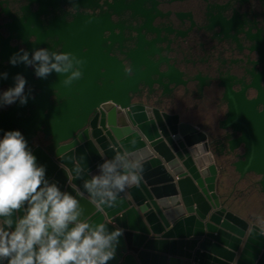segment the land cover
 Segmentation results:
<instances>
[{
  "label": "water",
  "instance_id": "95a60500",
  "mask_svg": "<svg viewBox=\"0 0 264 264\" xmlns=\"http://www.w3.org/2000/svg\"><path fill=\"white\" fill-rule=\"evenodd\" d=\"M51 24L60 29L49 33L54 46L47 48L60 46L56 51L83 59V79L65 87L56 73L39 79L34 69L12 71L10 80L22 74L31 95L25 105L17 102L0 113V138L5 131L20 130L37 162L46 166L47 178L77 196L88 219L107 223L109 230L123 229L115 258L108 264H264V235L259 230L264 227L236 212L220 191L219 145L212 148L213 140L178 114L133 102L145 78L137 70L129 75L122 60L111 53L121 35L112 31L105 38V20ZM44 38L38 34L37 47L46 43ZM258 49L264 62V48ZM262 77L264 66L252 82L257 97L246 98L245 89L236 93V108L230 105L220 125L239 132L229 139L228 153L243 146L232 162L240 179L258 175L264 192ZM126 150L149 155L143 179L119 195L116 207H97L76 171L84 167L95 173L103 159ZM151 232L156 235L149 236Z\"/></svg>",
  "mask_w": 264,
  "mask_h": 264
},
{
  "label": "flooded vegetation",
  "instance_id": "af4514ba",
  "mask_svg": "<svg viewBox=\"0 0 264 264\" xmlns=\"http://www.w3.org/2000/svg\"><path fill=\"white\" fill-rule=\"evenodd\" d=\"M56 20L109 23L103 36L112 31L121 35L111 53L131 75L137 70L145 78L133 102L178 114L205 132L214 142L212 148L219 145L218 164L236 173L229 179L231 191L236 192L239 181H258L254 173L240 179L232 162L243 146L228 153L229 139L239 132L220 122L230 105L236 108V93L245 89L246 98L257 97L252 82L264 66L258 49L264 48V0H0V73L8 74L0 78V93L14 86L12 71L33 69L11 65L14 53L54 46L49 33L60 29L51 24ZM38 34L46 43L37 47ZM259 85L264 89V77ZM11 106L0 107V113Z\"/></svg>",
  "mask_w": 264,
  "mask_h": 264
},
{
  "label": "clouds",
  "instance_id": "9594fccd",
  "mask_svg": "<svg viewBox=\"0 0 264 264\" xmlns=\"http://www.w3.org/2000/svg\"><path fill=\"white\" fill-rule=\"evenodd\" d=\"M30 40L35 43L37 37ZM9 63L33 68L39 79L56 73L69 87L83 79L85 61L72 52L41 47L31 53L21 48ZM7 77L6 72L0 73V78ZM13 79L14 86L0 93V107L28 102L31 89L26 91V78L17 74ZM149 158L134 150L117 152L103 159L95 173L81 167L76 178L82 179L91 203L116 207L121 193L139 186ZM259 230L264 235V229ZM122 235L119 227L109 230L107 223L88 219L81 200L47 178L46 166L37 162L20 130L4 132L0 138V264H108Z\"/></svg>",
  "mask_w": 264,
  "mask_h": 264
},
{
  "label": "trees",
  "instance_id": "16d2710c",
  "mask_svg": "<svg viewBox=\"0 0 264 264\" xmlns=\"http://www.w3.org/2000/svg\"><path fill=\"white\" fill-rule=\"evenodd\" d=\"M251 182V185H247L245 181H239L236 188V193L230 191L227 193L230 206L236 210V212L248 217L252 222L261 224L264 227L260 219V214L264 208V192L259 189L257 179L251 178L247 180Z\"/></svg>",
  "mask_w": 264,
  "mask_h": 264
},
{
  "label": "rangeland",
  "instance_id": "374dc122",
  "mask_svg": "<svg viewBox=\"0 0 264 264\" xmlns=\"http://www.w3.org/2000/svg\"><path fill=\"white\" fill-rule=\"evenodd\" d=\"M230 176L232 178L233 176H236V173H234V171L232 169L230 171H228V169L224 170V168H223V174H222L221 179H220L221 180V184H222L221 186L222 187L226 184V182H229ZM229 183H230V185H232V182L231 181ZM227 189H228V186H227ZM259 220L261 222L262 221L264 222V208H263V211L260 214V219Z\"/></svg>",
  "mask_w": 264,
  "mask_h": 264
},
{
  "label": "crops",
  "instance_id": "0c3cea01",
  "mask_svg": "<svg viewBox=\"0 0 264 264\" xmlns=\"http://www.w3.org/2000/svg\"><path fill=\"white\" fill-rule=\"evenodd\" d=\"M175 179H177V177H175ZM222 185V184H221ZM228 186V189H227V186ZM230 189H231V185H230V183L229 182H226V184L222 187V186H220V191H221V193H223V194H225V195H227V193L230 191ZM134 205L136 206V208L140 211V213L143 215V211L140 209V207L138 206V205H136L135 204V202H134ZM188 213H186V215H187ZM153 235H156V234H154L153 232H151L150 234H149V236H153ZM158 235H160V234H158Z\"/></svg>",
  "mask_w": 264,
  "mask_h": 264
},
{
  "label": "bare ground",
  "instance_id": "6f19581e",
  "mask_svg": "<svg viewBox=\"0 0 264 264\" xmlns=\"http://www.w3.org/2000/svg\"><path fill=\"white\" fill-rule=\"evenodd\" d=\"M175 177H177V176H175ZM178 178V177H177ZM176 180V179H175Z\"/></svg>",
  "mask_w": 264,
  "mask_h": 264
}]
</instances>
